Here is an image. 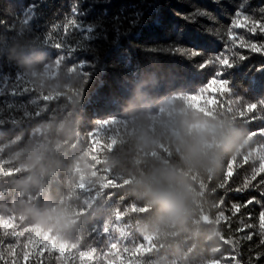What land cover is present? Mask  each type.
Listing matches in <instances>:
<instances>
[{
  "label": "trees",
  "instance_id": "trees-1",
  "mask_svg": "<svg viewBox=\"0 0 264 264\" xmlns=\"http://www.w3.org/2000/svg\"><path fill=\"white\" fill-rule=\"evenodd\" d=\"M238 9L260 20L264 0H0V264H264V174L237 191L264 171V104L239 115L264 100V53L231 48ZM234 31L264 43L259 31ZM226 44L225 54L248 58L218 77L230 90L202 93L216 69L201 62ZM34 54L32 69L20 62ZM189 110L227 117L246 135L215 172L190 174L183 224L144 230L155 209L135 180L178 155L163 139L138 149L134 133L139 123L165 131ZM33 149L52 163L21 190ZM25 204L64 209L72 223L40 226Z\"/></svg>",
  "mask_w": 264,
  "mask_h": 264
},
{
  "label": "clouds",
  "instance_id": "clouds-1",
  "mask_svg": "<svg viewBox=\"0 0 264 264\" xmlns=\"http://www.w3.org/2000/svg\"><path fill=\"white\" fill-rule=\"evenodd\" d=\"M40 59L39 54H34L21 56L20 62L32 69ZM245 135V130L227 117L195 110L179 113L170 128L160 133H153L146 124L139 123L133 137L138 149H151L163 139L174 146L178 155L176 162L157 158L149 170L135 180V194L144 199L150 209H155L143 229L163 231L183 224L192 211L190 174L215 172L222 157L236 149ZM51 163L40 154V149H33L30 167L34 170L18 179L16 187L27 190L38 185ZM21 211L44 227L67 229L72 223L66 210L60 208L25 204Z\"/></svg>",
  "mask_w": 264,
  "mask_h": 264
},
{
  "label": "snow or ice",
  "instance_id": "snow-or-ice-1",
  "mask_svg": "<svg viewBox=\"0 0 264 264\" xmlns=\"http://www.w3.org/2000/svg\"><path fill=\"white\" fill-rule=\"evenodd\" d=\"M262 13H264V9L260 10ZM73 13H76L75 7L73 8ZM69 24L72 27L78 28L79 24H77L76 19H71L69 21ZM68 25H65V28H67ZM234 29H246L247 32L256 34L257 31L259 33L264 34V17H262L260 20H256L251 16L244 15L241 10H237L231 19V24L227 31V37L228 41L231 42V48H234L235 46H239L241 49H249L252 53H264V43L257 44V43H250L245 40L243 36H237ZM57 48H60L61 46L59 44L55 45ZM230 51V46L226 44L225 49L218 53L210 56L209 58L205 59L203 62H201V70H204L206 68L212 67L216 69V71L213 73V76L209 79V82L206 84V86L201 90L202 93H207L209 90L215 89L216 92H219L221 88H224L226 90H230L228 85L230 84V81L226 79H219L218 77H222L225 75L226 71L234 68L238 65V62H242L246 60L248 57L244 55H240L236 52H231V55L225 54V52ZM193 55H199L200 53L198 50L194 51L192 53ZM83 65H81L82 67ZM25 91H29V89L25 88ZM43 100L46 98H42ZM33 103H35L33 101ZM258 104H264V100L256 102L255 105L248 104L245 105L246 111H241L239 113L240 117H245L248 113H252L258 106ZM11 107V105L9 106ZM252 136L256 135V133H251ZM264 159V157H262ZM261 174H264V171H255L252 170L250 179L246 180L243 184V188H238L237 191H243L245 189H248L251 181H255L258 176ZM233 175V172H232ZM261 185H264V178H261L259 181ZM224 187V184L221 186ZM255 201V198H251L247 201L246 205H250ZM234 212L238 213L240 211L241 205H233ZM225 219V217H223ZM259 235H264V211H261L259 214ZM248 239H251V236L248 237ZM261 243L264 244V240H261ZM259 257H257L258 259ZM25 261L24 264H26ZM36 264H41V261H36Z\"/></svg>",
  "mask_w": 264,
  "mask_h": 264
}]
</instances>
